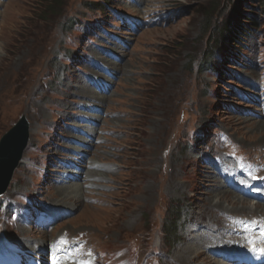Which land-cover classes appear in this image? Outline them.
<instances>
[{
  "label": "rangeland",
  "instance_id": "1",
  "mask_svg": "<svg viewBox=\"0 0 264 264\" xmlns=\"http://www.w3.org/2000/svg\"><path fill=\"white\" fill-rule=\"evenodd\" d=\"M261 2L0 0V139L21 117L30 124L23 161L0 197V238L29 250L81 237L99 264H182L179 248L209 222L258 218L218 202L206 178L220 184L209 164L217 158L231 167L242 158L264 174ZM128 17L143 26L132 32ZM81 152L80 180L66 182L62 173L79 171L62 161ZM211 205L233 213L205 218ZM41 206L71 216L49 231L23 225ZM178 212L173 242L164 232ZM224 249H203L202 258L229 264L214 255Z\"/></svg>",
  "mask_w": 264,
  "mask_h": 264
},
{
  "label": "bare ground",
  "instance_id": "2",
  "mask_svg": "<svg viewBox=\"0 0 264 264\" xmlns=\"http://www.w3.org/2000/svg\"><path fill=\"white\" fill-rule=\"evenodd\" d=\"M259 127L261 128V131L264 132V123L261 124ZM198 162H200V160ZM219 167H220V171H216L214 168L210 167V168H212L215 171V174L217 175V177L219 179H220V177H222L223 174L229 173L231 171V169L234 170V168L231 167L230 161H228V160L226 162L221 161L219 163ZM205 169H206V166H205ZM96 176H101V177H98V178H102V175L101 174H96ZM214 177L207 176V178H206V181L212 182L211 184H213V185H211V186H214L213 189H209L208 192L206 191L208 194H210L212 197L216 198L218 200V202H222V201L231 202V204L236 205V207H239L238 205H241L242 207H241V210L240 211H242V212L237 211V210H234V209L232 210L236 214H238V213H248V211L249 212H253V213H260L261 215L259 214L260 216H258V220L259 221L264 220V206H262L260 204H256V205H254V207H252L251 205L246 206V202L243 201L245 199L241 198L239 195H236V193L234 191H232L228 187V185L226 184V183H228V181L227 182H224L223 180H220V184L219 183L218 184H214L213 183L215 181ZM235 179L237 180L239 178L236 177ZM57 193L58 194H63L62 189H59ZM227 193L233 195L234 197H235V195L236 196H239L240 199H237L236 202L234 200H230V198L226 195ZM207 196H209V195H207ZM212 205H211V208H210L209 213H208L210 216H206V212H204L202 214V217H201V220L200 221H202L205 216H206L205 218L212 219V217H213L212 213L214 214V211H217V212H221V211L222 212H229L227 209L217 208L215 205L214 206H212ZM54 208H56V207H53V209ZM208 209L209 208H207L206 211ZM229 213H233V212H229ZM229 219L230 218H228V220ZM239 221H240V219L238 220V222ZM206 226L207 227H205V228L202 227V229H204V231H202L201 228H200V230H198L199 232L197 231V233H195V235H191L190 234L191 235V237H190L191 244H187V242H186V244L184 246H182L181 248H179L178 251H180V256H178V258H179V260L181 261L182 264H194V263H197V262H200V261H203V263H205V264H217V261L218 260L215 257L202 258V256L204 254H203V252L201 250L208 249V251L211 252L212 249L219 248L221 245H223L226 249H229V250L236 249L237 246H235V245L238 242H240V241L243 240L242 238H240V236H238L235 233V230L238 228V226L235 225V221L232 222V223L229 222V221H227L224 227H221L215 221L212 222V223L209 222V224L206 225ZM205 229H207V231H205ZM214 229H215V232H214ZM221 230H223L222 233L220 232ZM238 231H239V229H238ZM187 239H189V238H187ZM225 239L226 240L227 239L228 240H232V241L236 242V244L235 243H225V241H226ZM22 240H24V239H22ZM5 243H6L5 240H3L2 238H0V263L3 262L4 264H7V260L10 258L9 254L7 256H2V254L5 253L4 252L5 251V247H6L5 246ZM37 244H38V248L40 247V249L45 246L44 241H42V240H39V242ZM32 247L33 248H31V247H29V248L30 249H33V250H36V248H35L36 246H32ZM6 252H8V251L6 250ZM233 255L234 256H239L240 254H236L235 253ZM230 256H232V255H230Z\"/></svg>",
  "mask_w": 264,
  "mask_h": 264
},
{
  "label": "water",
  "instance_id": "3",
  "mask_svg": "<svg viewBox=\"0 0 264 264\" xmlns=\"http://www.w3.org/2000/svg\"><path fill=\"white\" fill-rule=\"evenodd\" d=\"M30 140V124L21 119L0 139V196L9 188Z\"/></svg>",
  "mask_w": 264,
  "mask_h": 264
},
{
  "label": "trees",
  "instance_id": "4",
  "mask_svg": "<svg viewBox=\"0 0 264 264\" xmlns=\"http://www.w3.org/2000/svg\"><path fill=\"white\" fill-rule=\"evenodd\" d=\"M261 5L264 6V1L261 0ZM207 67V66H206ZM182 213L178 212V215L175 216L174 220L167 223V228L165 229V237L171 238L173 242L178 240V232H179V222L182 221Z\"/></svg>",
  "mask_w": 264,
  "mask_h": 264
},
{
  "label": "snow or ice",
  "instance_id": "5",
  "mask_svg": "<svg viewBox=\"0 0 264 264\" xmlns=\"http://www.w3.org/2000/svg\"><path fill=\"white\" fill-rule=\"evenodd\" d=\"M262 251H264V250H262Z\"/></svg>",
  "mask_w": 264,
  "mask_h": 264
}]
</instances>
